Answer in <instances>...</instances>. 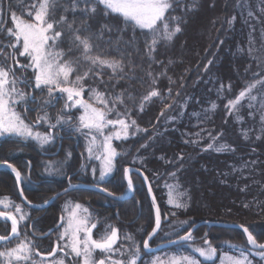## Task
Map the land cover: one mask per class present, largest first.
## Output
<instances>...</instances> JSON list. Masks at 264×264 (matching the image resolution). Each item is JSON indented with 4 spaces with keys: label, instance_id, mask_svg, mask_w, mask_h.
<instances>
[{
    "label": "trees",
    "instance_id": "16d2710c",
    "mask_svg": "<svg viewBox=\"0 0 264 264\" xmlns=\"http://www.w3.org/2000/svg\"><path fill=\"white\" fill-rule=\"evenodd\" d=\"M40 3L41 0H2L0 43L15 42L7 33L10 19L7 17L5 22L6 12L9 15L13 11L30 21L32 17L28 13L34 15ZM72 3L73 0H49L48 19L54 22L56 31L63 33L56 50H63L66 60L80 57V51L70 39L73 33L68 25L71 24L73 30L80 29L79 35H92V55L121 60L122 71L114 74L104 68L100 76L86 78L83 98L100 107L97 101L90 99V89H96L112 107L113 99L122 94L123 104L117 102L116 111L127 113L125 118L129 122L136 121L127 139L113 140V147L119 153L115 158L116 169L103 186L113 192L125 191L123 168L128 164L136 166L148 175L161 209L170 217L165 230L171 228L173 234L178 235L199 220H220L243 224L257 241H263L264 122L261 115L264 113L257 110L259 103L250 109L247 98L235 109L229 110L226 105L254 82L253 73L258 74L256 79L264 78V0H173L174 10L170 9L166 16L180 17L179 21L170 19L169 25L172 28L178 22L181 32L171 41L162 40L152 53L147 52L144 43L148 30L135 28L133 39L134 26L118 14H105L103 6L98 5L94 14L85 15L79 10L73 12ZM79 7L84 5L79 4ZM61 17L66 21L56 25ZM15 56L20 62L15 67L17 74L32 80V70L21 67L29 63L28 59L21 57L18 51ZM76 67L77 72L71 76L73 80L75 75H83L90 65L81 60ZM258 89H261L259 84L252 94L257 95L259 102ZM153 90L159 95L145 101L143 98ZM45 100L41 101V112L50 110L53 120L58 113L65 115L61 98L55 107H44ZM66 111L65 119L71 116V124H75L80 109L68 107ZM116 111L108 118H118ZM208 144L213 147L209 149ZM222 145L227 147L216 151ZM27 159L35 166V160L24 152L19 141L0 140V161L14 165L23 177L33 170L29 169ZM80 161L75 159V164ZM170 173H176L175 179ZM133 182L136 198L145 214L136 221L139 236L144 237L153 227V208L142 179L134 174ZM168 185L173 186L171 190L178 195L176 200L185 204V208L178 209L168 203ZM58 186L27 196L43 202ZM0 194H7L20 203L16 179L6 169L0 170ZM76 198L84 201L86 197ZM53 207L50 205L40 217L45 225L55 218ZM180 222L187 223L181 225ZM9 230L6 224L0 225L1 235H8ZM194 234L212 238L207 242L216 248L218 256L239 253L226 242L247 247L245 234L237 228L202 225ZM139 241L142 242L135 240ZM205 246L203 240H196L191 246L180 244L173 249H177L178 255L201 260L193 248ZM146 258L141 257L140 262H145Z\"/></svg>",
    "mask_w": 264,
    "mask_h": 264
},
{
    "label": "snow or ice",
    "instance_id": "6c2138e0",
    "mask_svg": "<svg viewBox=\"0 0 264 264\" xmlns=\"http://www.w3.org/2000/svg\"><path fill=\"white\" fill-rule=\"evenodd\" d=\"M79 4H83L84 7L80 8ZM98 5L103 6L105 14L109 12L118 14L126 23L130 22L134 26L133 39H135V28L148 30L145 34L147 39L144 41L148 53L154 52L157 44L162 40L171 41L177 33L181 32L178 22L172 28L169 25L170 19L179 21L180 17L166 16V13H169L170 9L174 10L173 0H73L71 10L73 12L79 10L85 15L94 14L97 11ZM33 8H37V6L33 5ZM67 10L65 9V11ZM28 15L32 17L30 21L17 17L15 14L12 15L14 28L7 29V33L9 37H14L15 42L10 45L0 46V57L7 60L8 57L4 55L3 47H11L14 50L12 54L14 63H20L15 56V52L18 51L21 57H25L29 61L27 65H21V67L31 69L33 72L32 80H29L27 77L21 79L16 77L14 65L10 64L7 68L0 66V138L18 137L25 140L32 138L38 141L41 146L49 144L56 138L54 132L40 133L33 131V129L40 125L41 121L48 123L50 129L71 124V116L65 119L67 108L71 106L83 109L82 114L78 118V125L73 126V128L78 133L86 131L89 138L88 154L90 157L102 161L99 179L103 181L105 176L113 172L115 158L119 155L113 147V140L127 139L130 135L129 129L136 126V121L131 120L129 122L125 118L127 113L116 111L115 104L117 102L123 104L122 94L116 96L113 99L112 107H109V100L104 98L103 93H99L96 89H90V99H94L101 106L97 107L93 103L86 101L83 98L85 90L84 80L89 78L90 75L100 76L104 68L110 69L115 74L118 71H122L124 65L121 60L106 59L100 55H92L91 53L94 50V45L91 43L92 35H79L80 29L73 30L71 24L68 25L69 31L73 33L70 39L76 45L81 55L76 60L64 59L66 53L63 50H56L58 46L57 42L61 39L63 33L56 31L54 22L48 19L49 0H43L38 5V10H35L34 15L32 12H29ZM251 15L252 13H249V16ZM65 21L66 18L61 17V20L55 22V24L58 25ZM68 51L71 52L72 48L70 47ZM81 60L88 63L90 67L84 71L83 75L77 74L74 80L70 79L77 72L76 66L79 65ZM210 63L211 61H209ZM257 76V73H253L254 82L241 90L234 100L228 101L226 107L229 110L237 108L247 98L250 109L255 108L257 103H259L257 110L264 113V78L256 79ZM18 82L30 85L33 89L46 90L50 98L54 97L57 93L66 94L65 109L62 110L65 115L58 113L55 117L56 123L53 124L50 122L48 113L45 112L44 115L37 117L35 123H26L21 114L15 110V106L17 104H26L29 98L35 101L36 97H29L28 94L18 89L16 87ZM258 84L261 86V89L257 90L261 94L259 102L257 101V95L252 94L253 90L257 89ZM230 87L229 85V89ZM223 88L224 86L221 85V89ZM169 93H171V89H169ZM158 95V91L153 90L143 99L148 101ZM47 106H54L51 99L44 101V107ZM168 107H171V105H168ZM212 107L215 108L216 105L213 104ZM113 111H116L118 118L109 119V114ZM161 115H163V112H161ZM172 119L175 118L173 117ZM261 121L264 122V114L261 115ZM109 126H111L112 131L105 134V130L109 129ZM136 130L139 131L140 129L137 127ZM97 136L101 138L99 143H97ZM207 147L210 149L213 145L208 144ZM226 147L222 145L216 148V151H222ZM68 155L70 156L71 154L69 153ZM0 166L10 168L15 173L16 180L18 182L21 181L22 173L14 165L8 164L7 161H2L0 162ZM48 170L46 169V171ZM132 171L133 169H125L128 191L133 190V181L129 174ZM92 173L95 176V168L92 169ZM169 175L174 179L176 177V173H170ZM144 179L147 180V177L144 176ZM168 187L170 189L168 203L174 204L178 209L185 208V204L173 198L171 194L173 186L168 185ZM22 191L23 189H21ZM100 191L111 196L113 199L124 198L123 195L118 197L115 193L108 192L107 189H100ZM149 191H151L150 184ZM24 199L26 200L27 198L25 197ZM152 199L154 202L155 197L153 196ZM27 203L32 207H42V205H32L31 201H27ZM11 205L12 202L7 198L0 199V206L7 208ZM245 206L247 207V205ZM14 207L15 214L12 211H0V219L11 222L10 234L0 235V246H4V250H0V264H66V260L69 264H76L77 260H79V264H138L141 260L140 244L136 243L131 235H125L124 237L126 241L131 242V247H115L119 240L118 230L111 228V226H109L111 229L110 233L102 235L100 239L93 238L92 230L96 228V224L90 223L92 219L91 214L87 208L79 203L74 205L75 210L69 212L66 220L64 217H61L63 231L58 237L57 246L47 253V255L40 253L34 247V241L27 237L26 232L25 238L19 239L21 235L19 225L22 221L29 219V217L22 211L21 206L16 205ZM16 214H19V216ZM180 223L183 225L187 222ZM235 227L241 229L246 234L247 247L226 242L230 248L238 250L240 255L229 256L225 253L221 259V264H253L252 258L255 256H258L264 262V243L258 242L253 232L249 231V228L245 225L237 224ZM160 228L161 212L157 205L155 208V227L148 234V239L143 241V248L148 250V252H151L149 240L157 234ZM13 239H18L19 242L14 247H6ZM193 240L192 233L186 232L185 235L178 236L177 241L170 242L178 243L182 241L185 245L191 246ZM205 245L206 247H194L193 251L205 260H212L216 256V248L212 247L206 240ZM97 250L101 254V258L99 259H96L95 256ZM58 251L62 254L59 257H57ZM117 255L119 258H114ZM34 256H38L40 258L39 261L34 259ZM49 257L52 259H49ZM150 264H201V262L195 256L173 255L167 260L155 257Z\"/></svg>",
    "mask_w": 264,
    "mask_h": 264
},
{
    "label": "flooded vegetation",
    "instance_id": "af4514ba",
    "mask_svg": "<svg viewBox=\"0 0 264 264\" xmlns=\"http://www.w3.org/2000/svg\"><path fill=\"white\" fill-rule=\"evenodd\" d=\"M31 91H33L32 88ZM41 92V90H38V94H35V101L31 100L30 102L24 104L22 113L28 123H34L33 119H37V117L41 114V108H39L43 98L41 97L43 95ZM52 104L55 107L56 103L54 102ZM49 112L50 111H47L48 115L50 116V121H53V115ZM73 126L75 125L66 124L63 127L57 126L55 129H50L48 124L47 126L38 125V132L48 133L51 131L55 133L56 137L53 142L43 146H41L38 141L32 138L25 140L18 137H7L11 141H19V145L22 146L24 152L35 160V166L32 165V162L29 159L26 160L28 161L29 169L33 168L32 172L29 170L27 175L24 177L22 176L21 178V189H23L22 194L24 198H27L26 201L21 198L19 190L18 195L20 203L13 201L12 198L7 194H0V199L7 198L12 202V205L7 208L0 206V211H12L15 214L14 206H21L22 211L28 215L29 219L20 223L19 229L21 235L19 239H24L26 232L27 237L34 241V247L38 249L40 253L45 255H47V253L51 252L52 249L57 246L58 237L63 231V227H61V217H68L69 212L75 210L74 205L76 203H79L88 209L92 217L90 223L96 224V228L92 230L93 238L100 239L102 235L110 233L111 229L109 226H111V228L118 230L119 240L117 241V245L115 247H131V243L124 239L125 235H131L134 240H145L148 234H145V236L141 238L139 236V225L136 223V221L140 219L141 216L144 217L145 214H143L140 202L136 198L135 189L130 195L123 199H113L111 196H108L98 189H70L50 204L51 207L54 206L52 209L55 210V218L52 223L48 225H45L43 222H41L40 217L45 214L50 205L38 208L32 207L27 203V201H31L33 205L41 204L50 199L55 193L76 184L96 185L106 189L103 186V183L108 178L104 179L103 181L99 179L100 169L98 161L94 160V157L89 156L87 151V143L80 140V133L74 131ZM69 153L71 154L70 156L68 155ZM77 158L81 160L78 165L75 164V159ZM93 168H95L96 172H98V174H95V176H93L91 173ZM46 169L49 170L46 171ZM22 182L24 187L22 186ZM58 182H60V184ZM57 185H60L58 186L57 191L43 202L36 201L27 196L34 191L43 189L51 190ZM43 186H46L47 188H42ZM109 192L115 193L117 196H122L126 193V191ZM82 195L86 197L84 201L76 198V196ZM131 203L133 205H131ZM16 215L19 216V214ZM161 216L162 225L158 233L153 236L152 239H150L149 244L151 246L158 244L160 242L159 240H171L170 238L166 239L160 235L162 226L165 224V222H168L166 220L167 214L165 211L161 210ZM2 224H6L10 228L8 233L9 235L11 232V222L0 219V225ZM33 233H35V235H33ZM194 240L213 239L203 236H194ZM18 242V239H13L6 245V247H14ZM141 248L143 250V244ZM0 250H4V246H0ZM60 255L62 254L58 251L57 257ZM95 256L96 259L101 258L99 250H97ZM145 256L147 255L141 254V257ZM114 258L119 257L117 255L114 256ZM34 259L39 261L40 258L38 256H34ZM49 259L52 258L49 257ZM66 264H69L67 260ZM76 264H79V260H77ZM138 264H140V261Z\"/></svg>",
    "mask_w": 264,
    "mask_h": 264
},
{
    "label": "rangeland",
    "instance_id": "374dc122",
    "mask_svg": "<svg viewBox=\"0 0 264 264\" xmlns=\"http://www.w3.org/2000/svg\"><path fill=\"white\" fill-rule=\"evenodd\" d=\"M43 2V0H41V3ZM2 6V0H0V22L2 21V19H3V16H2V9H3V6ZM256 7H258V5H256ZM9 13V12H8ZM13 14H15L13 11H11V13H9V15L8 14H5V22L7 21V17H8V19H10V28H14V24H13V21H12V15ZM16 15V14H15ZM17 16V15H16ZM18 17V16H17ZM263 21H264V19H263ZM2 24H0V26H1ZM10 44H12V43H10L9 41H5V42H3V43H0V46H2V45H10ZM19 47V46H18ZM3 53H4V55L5 56H7L8 57V59L7 60H5L3 57H0V66H4L5 68H7L10 64H11V61H10V58H9V55H11V50H9V48H7V47H3ZM16 66H18V64H15L14 63V67H16ZM15 72H16V68H15ZM19 78H21V79H23V78H25V76H23V77H19ZM32 79H33V77H32ZM70 79H72L71 77H70ZM16 87L19 89L20 88V90H22L24 93H26L27 94V91L25 90L26 88H24L23 87V84L22 83H17V85H16ZM28 91H29V89H28ZM30 93V95H29V97L30 96H35V92L33 91V93H31V92H29ZM57 95L59 96L60 94L59 93H57ZM65 95L66 94H62V96L65 98ZM55 97H56V95L54 96V97H48L47 99H51L53 102H54V100H55ZM70 103V102H69ZM66 104V100H64V105ZM19 106H24V104L22 105V104H17L16 106H15V110L18 112V113H20V111H19ZM70 108L71 109H75V108H78V107H71L70 106ZM78 109H80V108H78ZM82 112H83V109H80V112L78 113V118H79V116L82 114ZM22 116V115H21ZM23 118V117H22ZM78 118H77V122H76V125H78V123H79V120H78ZM37 119H35V121H36ZM33 122H34V120H33ZM43 122V123H42ZM51 123H53V122H51ZM29 124H31V123H29ZM41 125L42 124H44V125H46L47 126V124L48 123H46V122H44V121H41V123H40ZM54 124V123H53ZM43 125V126H44ZM39 130V128H34L33 129V131H38ZM109 131H112V129H111V126H109V129H106L105 130V134H107ZM80 135L82 136V140L84 141V142H86L87 143V146H88V143H89V138H88V136H87V134H86V131L85 132H82V133H80ZM100 140H101V138L99 137V136H97V143H99L100 142ZM94 160H96L95 158H94ZM96 161H98V165H99V169L101 170V167H102V161H100V160H96ZM91 173H92V171H91ZM114 173V169H113V172L112 173H110V174H108L107 176H105V178L104 179H106V178H108V177H110L112 174ZM93 174V173H92ZM96 174H98V172H96ZM103 179V180H104ZM197 186H199L200 185V183H197L196 184ZM169 192H170V189H168L167 190V194L169 195ZM171 194H172V196H173V198H177L178 197V195L173 191V190H171ZM201 195V194H200ZM169 197V196H168ZM217 198H219V197H217ZM67 219V216L65 217V220ZM153 226H154V222H153ZM153 228V227H152ZM152 228H151V230H152ZM151 230H149V232L151 231ZM148 232V233H149ZM147 233V234H148ZM171 234L172 235H174L173 234V232L172 231H170V230H165V227H163L162 228V231H161V233H160V235H161V237H165L166 239H168V238H171ZM174 237H176V236H173L172 238H174ZM142 238V237H141ZM142 240V239H141ZM143 241L144 240H142V242L141 241H139L138 242V244H140V247H142V244H143ZM204 242H205V240H203ZM264 241V240H263ZM263 241H259V242H263ZM183 244H185L184 242H183ZM206 247V246H205ZM143 251L144 250H142V248H141V254H144L143 253ZM236 251H238V250H236ZM198 254V253H197ZM217 254V253H216ZM224 254L225 253H221L219 256H215L212 260H205L203 257V259L201 258V260H200V258L198 259V258H196V259H198V260H200V262H201V264H221V259L223 258V256H224ZM227 255H229V256H239L240 255V253H226ZM173 255H175V256H178L177 254H175L174 253V251H159V252H156L155 254H153V255H151V257H147L146 258V264H150V262L153 260V258H155V257H160L162 260H167L169 257H171V256H173ZM199 255V254H198ZM179 256H181V255H179ZM200 256V255H199ZM201 257V256H200ZM253 259V264H264V262H262L261 260H260V258L258 257V256H255V257H253L252 258Z\"/></svg>",
    "mask_w": 264,
    "mask_h": 264
},
{
    "label": "water",
    "instance_id": "95a60500",
    "mask_svg": "<svg viewBox=\"0 0 264 264\" xmlns=\"http://www.w3.org/2000/svg\"><path fill=\"white\" fill-rule=\"evenodd\" d=\"M9 164V163H8ZM11 165V164H10ZM2 168H8V167H6V166H0V169H2ZM10 169V168H9ZM125 169H133V171L131 172V173H129L130 175H132L133 173H135V174H138L142 179H143V181H144V184H145V187H146V190H147V192H148V194H149V196H150V198H151V200H152V203H153V207H154V210H155V208H156V206L158 205L159 206V204H158V202H157V199H156V196H155V193H154V191H153V188H152V185H151V183H150V181H149V178H148V176L145 174V172L144 171H142L141 169H139V168H137V167H133V166H126L125 167ZM125 169H124V175H125V178H126V174H125ZM136 170H139V171H136ZM142 173V174H141ZM144 176H146L147 177V180H145L144 179ZM126 181H127V179H126ZM149 184L151 185V191H149ZM71 186H75V187H71ZM71 186H69V187H67V188H65V189H63V190H61V191H59V192H57V193H55L47 202H45L44 204H41L42 205V207H45V206H47V205H50L55 199H57L59 196H61L63 193H65L66 191L65 190H70V189H77V188H91V189H98V190H100V189H103V188H101V187H99V186H95V185H90V184H76V185H71ZM18 187H19V191H20V195H21V198H23L24 199V196H23V194H22V192H21V183L20 182H18ZM133 190H134V185H133ZM132 190V191H133ZM131 191V192H132ZM57 194H59V195H57ZM153 196L155 197V201L153 202ZM119 197V196H118ZM124 197H126V196H124ZM25 200V199H24ZM26 201V200H25ZM33 205V204H32ZM42 207H38V208H42ZM159 208H160V206H159ZM160 212H161V210H160ZM238 223H233V222H224V221H214V220H200V221H198L196 224H194L189 230H188V232H191V233H193V231L197 228V227H199V226H201V225H207V226H209V227H211V226H219V227H230V228H237V227H235V225H237ZM154 227H155V225H154ZM237 229H239V228H237ZM241 230V229H240ZM186 234V233H185ZM185 234H183V235H185ZM245 234V233H244ZM182 235V236H183ZM245 236H246V234H245ZM247 238V237H246ZM147 239H148V237H147ZM178 240V238H176V239H173V240H170V241H177ZM150 241V240H149ZM170 241H167V242H164V243H162V244H159V245H157V246H155V247H151V252H153V251H157V250H159V249H161V248H166V247H170V246H172V245H174V244H177V243H171ZM182 242V241H181ZM181 242H178V243H181ZM262 243H264V242H262ZM146 250V249H145ZM147 252H148V250H146Z\"/></svg>",
    "mask_w": 264,
    "mask_h": 264
}]
</instances>
